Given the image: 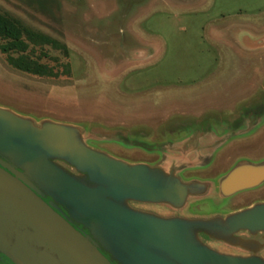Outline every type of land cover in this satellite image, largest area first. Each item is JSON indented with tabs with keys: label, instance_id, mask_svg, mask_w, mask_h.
Returning a JSON list of instances; mask_svg holds the SVG:
<instances>
[{
	"label": "rangeland",
	"instance_id": "obj_1",
	"mask_svg": "<svg viewBox=\"0 0 264 264\" xmlns=\"http://www.w3.org/2000/svg\"><path fill=\"white\" fill-rule=\"evenodd\" d=\"M0 13L57 43L26 52L45 76L0 52V108L72 127L126 161L185 141L230 158L264 148V0H0ZM262 203L264 182L191 207L233 214Z\"/></svg>",
	"mask_w": 264,
	"mask_h": 264
},
{
	"label": "water",
	"instance_id": "obj_2",
	"mask_svg": "<svg viewBox=\"0 0 264 264\" xmlns=\"http://www.w3.org/2000/svg\"><path fill=\"white\" fill-rule=\"evenodd\" d=\"M0 156L16 166L0 160V255L11 264H112L99 247L117 264H264L255 256L218 253L196 237L199 230L222 240L238 231L264 233V203L208 221L134 211L130 203L180 207L189 193L204 194L206 186L127 164L84 145L72 127L36 126L2 108ZM56 158L75 166L91 185L55 166L50 160ZM263 182L264 162L242 163L220 181L219 193L229 198Z\"/></svg>",
	"mask_w": 264,
	"mask_h": 264
},
{
	"label": "crops",
	"instance_id": "obj_3",
	"mask_svg": "<svg viewBox=\"0 0 264 264\" xmlns=\"http://www.w3.org/2000/svg\"><path fill=\"white\" fill-rule=\"evenodd\" d=\"M247 132V131H246ZM228 148H216L215 146H203L192 144L191 141H185L182 145L163 148L162 154L157 155L158 159L152 161H126L124 159L113 157L130 165L143 164L156 169L163 176L171 179H178L181 184H202L206 186L204 194L200 192L189 193L185 202L180 207H173L169 204H156L170 206L176 210H182L191 207V204L200 199L207 198L215 192L219 193V176H226L239 162L255 163L263 157L264 148L257 151L241 153L235 158H230L226 154ZM146 155H148L146 153ZM212 164V169H217L214 174H208L210 171L207 166ZM208 174V175H207ZM204 179V180H202ZM208 179V180H206ZM206 208V206H205ZM162 219H180V218H162ZM182 219V218H181ZM186 221H208L199 218L182 219Z\"/></svg>",
	"mask_w": 264,
	"mask_h": 264
},
{
	"label": "flooded vegetation",
	"instance_id": "obj_4",
	"mask_svg": "<svg viewBox=\"0 0 264 264\" xmlns=\"http://www.w3.org/2000/svg\"><path fill=\"white\" fill-rule=\"evenodd\" d=\"M253 118V114H247L246 119L251 121ZM0 160L9 165L11 168L16 169V166L12 164V162L6 159L3 156H0ZM55 166L60 168L66 174L70 175L71 177L77 178L79 181L86 183L87 185H91L86 178V175L77 171L76 167L73 166L71 163H68L62 158H56L50 160ZM43 200L45 202H49L50 199L48 197H44ZM141 205L147 206L145 208H140ZM207 205V204H206ZM205 205V206H206ZM134 211L148 214L158 218H184V219H192V218H199L202 220H212V219H225L230 214H220L208 211L205 207L204 210H197V208L187 207L185 209L176 210L170 206L166 205H153V204H138V203H130ZM142 207V206H141ZM60 211L62 213H66L63 208L60 207ZM73 227L76 228L83 234H88L87 230H85L81 225L77 223H72ZM217 233H207L206 231L199 230L196 233L197 239L205 246L209 247L210 249L232 256H239V257H258L264 261V233H256L250 234L246 231H238L232 234L230 240H222L218 239ZM230 249L232 251H225L222 252L220 249ZM100 252L112 263L117 264V262L101 248L99 247ZM3 259V262L0 264H11L5 257L0 255Z\"/></svg>",
	"mask_w": 264,
	"mask_h": 264
},
{
	"label": "trees",
	"instance_id": "obj_5",
	"mask_svg": "<svg viewBox=\"0 0 264 264\" xmlns=\"http://www.w3.org/2000/svg\"><path fill=\"white\" fill-rule=\"evenodd\" d=\"M0 52L6 56L7 63L14 69L38 76L47 75L45 66L28 58L29 46L52 45L57 43L27 27L17 19L0 13ZM12 55H17L13 57Z\"/></svg>",
	"mask_w": 264,
	"mask_h": 264
}]
</instances>
